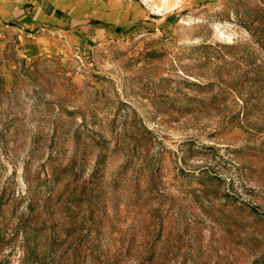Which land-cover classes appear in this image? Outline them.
<instances>
[{
  "label": "rangeland",
  "instance_id": "obj_1",
  "mask_svg": "<svg viewBox=\"0 0 264 264\" xmlns=\"http://www.w3.org/2000/svg\"><path fill=\"white\" fill-rule=\"evenodd\" d=\"M0 264H264V0H0Z\"/></svg>",
  "mask_w": 264,
  "mask_h": 264
},
{
  "label": "bare ground",
  "instance_id": "obj_2",
  "mask_svg": "<svg viewBox=\"0 0 264 264\" xmlns=\"http://www.w3.org/2000/svg\"><path fill=\"white\" fill-rule=\"evenodd\" d=\"M45 7V6H44ZM46 12V11H45Z\"/></svg>",
  "mask_w": 264,
  "mask_h": 264
}]
</instances>
